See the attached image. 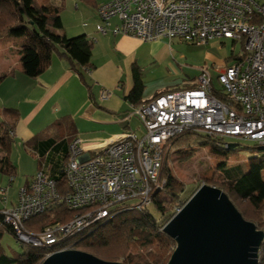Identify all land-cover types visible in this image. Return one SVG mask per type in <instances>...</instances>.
<instances>
[{"label": "built area", "instance_id": "built-area-1", "mask_svg": "<svg viewBox=\"0 0 264 264\" xmlns=\"http://www.w3.org/2000/svg\"><path fill=\"white\" fill-rule=\"evenodd\" d=\"M96 12L100 20L97 32L102 35L111 31L144 43L167 39L200 46L232 41L240 43L243 51L217 69L218 89L210 70H204L196 87L170 89L147 104L133 107L132 116L145 130L142 137L127 132L100 146L76 137L69 146L66 166L70 194L61 198L56 181L38 171L20 190L17 205L1 209L4 224L13 228L21 244L56 246L108 217L118 206L148 208L153 191L162 187L166 144L182 132L224 142L228 138L247 140L264 147V0H111ZM114 19L119 24L113 28ZM112 95L103 90L101 97ZM7 193L8 188L0 190L3 203L8 200ZM57 202L82 214L40 233L26 229L27 221ZM181 210L177 207L175 215Z\"/></svg>", "mask_w": 264, "mask_h": 264}, {"label": "trees", "instance_id": "trees-1", "mask_svg": "<svg viewBox=\"0 0 264 264\" xmlns=\"http://www.w3.org/2000/svg\"><path fill=\"white\" fill-rule=\"evenodd\" d=\"M84 1L85 5L93 9L99 7L97 0ZM62 11L63 7L40 4L39 0H0V40L9 34L24 38L25 66L29 77L36 78L46 72L53 56L58 55L66 59L71 70L86 83L85 73L93 69L91 59L94 42L87 35L68 37L61 33L64 29ZM1 81L2 78L0 84ZM144 91L142 69L134 66L133 88L126 100L138 108L145 104ZM216 92L222 97L220 90ZM3 115L8 119L0 123V150L5 153V157L0 159V171L14 179L16 167L9 155L15 143L14 131L19 112L6 108ZM53 130L59 133L58 138L50 135ZM73 130V121L65 116L24 144L31 155L38 156L39 171L56 181L61 198L71 193L66 166L69 146L76 138ZM225 144L224 140L191 131L182 132L167 142L160 173L162 187L155 189L152 194L151 205L160 214L159 218L149 211V207L137 210L126 204L125 207L122 205L112 209L108 217L70 236L59 245L39 248L22 244L21 252L8 255L2 246V238L5 233L15 238L16 235L10 225L4 224L0 209V264H42L49 254L63 248L86 252L110 263L168 264L177 242L165 234L164 227L175 216V209L183 208L182 198L186 191V185L176 176L173 164L190 161L195 156L194 149L200 146H210L213 155L222 159H227L240 148L239 145L236 149L228 150ZM253 150L264 151V147L256 144ZM222 162L220 170H223V180L220 184L211 181L208 185L227 194L245 220L253 223L258 231L264 232V203L261 202L264 200V160L256 162L247 172L227 168L225 160ZM48 166L50 173L45 169ZM79 214L82 213L71 211L63 202H57L44 213L27 221L25 227L32 233H40L47 227L67 224ZM163 219L166 221L164 224ZM259 264H264V241L259 249Z\"/></svg>", "mask_w": 264, "mask_h": 264}, {"label": "crops", "instance_id": "crops-1", "mask_svg": "<svg viewBox=\"0 0 264 264\" xmlns=\"http://www.w3.org/2000/svg\"><path fill=\"white\" fill-rule=\"evenodd\" d=\"M110 1L97 0L98 6ZM39 2L57 6L53 0ZM93 10L94 18L90 27L88 23L82 26L80 23L74 25L63 22L64 29L61 32L68 37L87 35L94 42L91 59L93 69L85 73L86 83L71 70L69 62L58 55L53 56L52 64L46 72L31 78L25 66L24 38L9 34L0 40V123L8 119L3 115L4 109H16L19 112L14 131L15 143L9 155L15 167L18 163L14 154L20 148L38 160V156L31 155L24 144L65 116L73 121L74 136L90 140L93 146H100L132 130L133 120L137 117L132 116L133 106L126 97L133 88L134 66H139L143 72L145 104L169 90L152 88L153 83L146 79L145 74L147 70L166 63L171 44L178 40L170 42L163 39L144 43L129 36H115L111 31L102 35L97 32L100 20L96 9ZM118 24L117 19L112 21L113 28ZM103 90H109L113 95L102 99ZM50 135L58 138L59 133L53 130ZM4 157L5 153L0 150V159ZM45 169L50 173L49 166ZM38 171L37 163L31 178L26 183H19L17 188L13 186L16 176L12 179L0 171V190L8 188L6 203L2 202L0 196V209L17 205L20 190Z\"/></svg>", "mask_w": 264, "mask_h": 264}, {"label": "rangeland", "instance_id": "rangeland-1", "mask_svg": "<svg viewBox=\"0 0 264 264\" xmlns=\"http://www.w3.org/2000/svg\"><path fill=\"white\" fill-rule=\"evenodd\" d=\"M53 2L57 7H63V22L75 23L74 25L80 23L82 26L84 23H88V27L91 26L94 10L85 5L84 0H53ZM242 51L243 46L240 43L234 44L232 41L217 40L202 46L175 41L171 44L170 56L166 63L156 66L153 70H147L146 79L153 83L151 87L156 90L166 88L169 90L191 89L196 87L202 72L210 70L214 84L218 89L220 86L217 69L231 63L234 57L242 54ZM131 129L129 132H136L138 137L144 135V127L137 118H134ZM225 142L240 145L236 153L227 159L213 155L210 146H200L194 149L195 156L190 161L173 164L176 176L186 185L182 206L192 198L201 186L208 185L211 181L221 183L223 170H220V167L223 160H225L227 168H234L243 172L249 171L256 162L264 160V151L253 150L256 146L254 142L231 138L225 139ZM15 152V161L19 166L16 165L17 174L13 186L17 188L19 183H26L31 178L35 172L37 160L30 155L28 156L24 149L20 148ZM132 201L135 203L134 200ZM261 202L264 203V200ZM148 209L155 217H160L154 205H150ZM162 222L163 224L166 223L165 219ZM2 246L8 255L22 251V244L9 233L4 234Z\"/></svg>", "mask_w": 264, "mask_h": 264}, {"label": "water", "instance_id": "water-1", "mask_svg": "<svg viewBox=\"0 0 264 264\" xmlns=\"http://www.w3.org/2000/svg\"><path fill=\"white\" fill-rule=\"evenodd\" d=\"M239 147L229 143L228 150ZM177 242L168 264H259L264 232L245 220L222 190L203 185L164 227ZM42 264H123L105 262L89 253L57 252Z\"/></svg>", "mask_w": 264, "mask_h": 264}]
</instances>
